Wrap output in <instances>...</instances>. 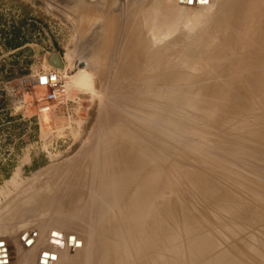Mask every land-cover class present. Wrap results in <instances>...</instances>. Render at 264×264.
Here are the masks:
<instances>
[{"label":"rangeland","instance_id":"obj_1","mask_svg":"<svg viewBox=\"0 0 264 264\" xmlns=\"http://www.w3.org/2000/svg\"><path fill=\"white\" fill-rule=\"evenodd\" d=\"M234 1L0 0V264H54L30 210L111 141L152 170L112 208L117 264H264V0ZM51 54L66 95L39 114Z\"/></svg>","mask_w":264,"mask_h":264},{"label":"bare ground","instance_id":"obj_2","mask_svg":"<svg viewBox=\"0 0 264 264\" xmlns=\"http://www.w3.org/2000/svg\"><path fill=\"white\" fill-rule=\"evenodd\" d=\"M244 4L245 6H243ZM235 6L238 16L241 15V17L248 13V11H251L250 13H252L255 10H262L260 0H236L234 1L233 7ZM240 6L243 7L241 8ZM227 7V5L224 6V8L228 9ZM61 71H64V68ZM87 76L83 78L88 79ZM86 79L85 81L87 84L88 80ZM82 80L83 79H81V82ZM80 83L79 85L80 87H82L81 85H83L84 83ZM86 84L83 86L86 87ZM118 146L119 145H114L112 141L107 142L106 145L104 144L102 159L104 157L110 156V158H114L115 160L118 158V163L113 166L105 167L101 162L97 167L91 170L89 169L87 171V176L91 179H88V186H86L85 184L87 182L83 181L84 179L82 180L79 175H75V180H71L70 183L67 182L69 185L66 183L67 186L64 185L65 187L62 191H48L49 193H45L42 195V197H40V200H46L45 202L33 206L31 210L29 209L30 212L34 214L33 219H36L37 217L39 218V220L38 218L36 220H33L34 222L42 220L43 222L41 223L51 224L54 228L56 227V229L50 231V234L48 232L50 236L55 234H62L59 239L58 250L54 253L53 256L54 264L60 261L64 262L65 264H117L115 258L116 244L114 238V234H116L115 232L117 228L114 221H112L111 219L112 208L118 206L120 207L119 212H121V209L124 206H122L123 196L120 195L121 188L122 190H126V187H128L129 185H134L140 182V176L138 175H141L142 177L143 174L141 173L143 172L142 170L145 169V167H148V169H150L148 176L152 171L150 166L144 165L140 167L141 164L135 163V158L137 157V154H135L136 147L131 146V148H133L131 149V153L127 149H124L121 156L118 151L120 149ZM157 169H159L158 166ZM101 175H105V177L101 179ZM113 177H117L116 180L118 179V182L121 183V187L117 184V188H120L118 190L119 193L114 192V190L112 189L113 186L111 187V184L113 183ZM99 183L101 184L100 187ZM102 193H106V195L102 196ZM115 196L117 198L116 201L113 202ZM145 201L146 200H144V202ZM104 203L109 204V209L105 210V212L101 210V205ZM48 211L50 214L45 216ZM40 213L42 215H39ZM184 214H186L187 216L186 212ZM49 215L50 217L48 219ZM123 216L124 218H121L119 220V227H121L122 229L121 231H133L134 228L132 227V224H129V229H125L124 227L126 225H124V223H131L130 221H132V217H130L131 212L128 211L127 213H124ZM150 223V225H152V222ZM158 223H160L159 219ZM147 225L150 226L148 223ZM41 228L44 227L42 226ZM153 230L154 229H152V231ZM52 231L55 232L51 234ZM83 231H89L92 234L87 239L83 235ZM33 232L37 233V230L35 229L33 230ZM50 236H48V238H50ZM70 237L72 238L70 239ZM77 242L80 243L78 244ZM0 255H4L3 258L0 257L1 262L4 258L5 262L8 260L6 250L0 253Z\"/></svg>","mask_w":264,"mask_h":264},{"label":"built area","instance_id":"obj_3","mask_svg":"<svg viewBox=\"0 0 264 264\" xmlns=\"http://www.w3.org/2000/svg\"><path fill=\"white\" fill-rule=\"evenodd\" d=\"M38 83L46 90L43 102L40 105H37V111L39 114L50 112V103H64L66 88L62 71L51 68L38 78Z\"/></svg>","mask_w":264,"mask_h":264},{"label":"water","instance_id":"obj_4","mask_svg":"<svg viewBox=\"0 0 264 264\" xmlns=\"http://www.w3.org/2000/svg\"><path fill=\"white\" fill-rule=\"evenodd\" d=\"M46 64L52 69L61 71L63 69V62L59 54H51L46 59Z\"/></svg>","mask_w":264,"mask_h":264}]
</instances>
